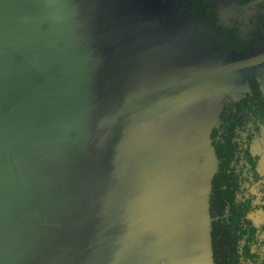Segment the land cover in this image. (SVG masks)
Instances as JSON below:
<instances>
[{
  "label": "water",
  "instance_id": "95a60500",
  "mask_svg": "<svg viewBox=\"0 0 264 264\" xmlns=\"http://www.w3.org/2000/svg\"><path fill=\"white\" fill-rule=\"evenodd\" d=\"M175 38L213 60L176 0H0V264H214L211 133L241 64L166 77Z\"/></svg>",
  "mask_w": 264,
  "mask_h": 264
},
{
  "label": "flooded vegetation",
  "instance_id": "af4514ba",
  "mask_svg": "<svg viewBox=\"0 0 264 264\" xmlns=\"http://www.w3.org/2000/svg\"><path fill=\"white\" fill-rule=\"evenodd\" d=\"M176 1L210 54L241 64L230 72L211 133L212 211L219 257L264 264V0Z\"/></svg>",
  "mask_w": 264,
  "mask_h": 264
},
{
  "label": "rangeland",
  "instance_id": "374dc122",
  "mask_svg": "<svg viewBox=\"0 0 264 264\" xmlns=\"http://www.w3.org/2000/svg\"><path fill=\"white\" fill-rule=\"evenodd\" d=\"M172 47L169 50L168 54L166 55L165 59H163L162 64L166 67L173 66L174 70H166L164 76L171 77V73L174 72L175 74H179L180 76H184L185 74L199 70L203 67H206L212 63V61L216 62L218 60L217 56H213V60H206L202 58L200 54L201 46L198 42L190 43L179 38H175L174 42L171 43ZM205 47V46H204ZM206 48V47H205ZM206 50H208L206 48ZM222 55L224 57H228L226 52H223ZM230 57V56H229ZM204 87L205 85H198L197 90V97L201 98L205 94ZM201 102L198 104V107H201Z\"/></svg>",
  "mask_w": 264,
  "mask_h": 264
},
{
  "label": "trees",
  "instance_id": "16d2710c",
  "mask_svg": "<svg viewBox=\"0 0 264 264\" xmlns=\"http://www.w3.org/2000/svg\"><path fill=\"white\" fill-rule=\"evenodd\" d=\"M214 149H215V147H214ZM217 170H218V164H217ZM214 177H215V175H214ZM214 177H213V180H214ZM213 180H212V191H211V196H210V214H211V218H212V222H211V236H212L213 258H214V264H226V259L224 258V256L223 257H219V254H221V250L218 249L219 243H218V241L216 239V234H217V232H216V222L214 220V213L212 211Z\"/></svg>",
  "mask_w": 264,
  "mask_h": 264
}]
</instances>
